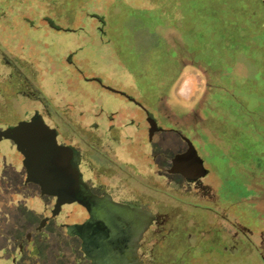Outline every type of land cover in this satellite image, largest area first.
Wrapping results in <instances>:
<instances>
[{
	"label": "rangeland",
	"instance_id": "374dc122",
	"mask_svg": "<svg viewBox=\"0 0 264 264\" xmlns=\"http://www.w3.org/2000/svg\"><path fill=\"white\" fill-rule=\"evenodd\" d=\"M121 2L128 7H120L115 0L15 1L12 8L4 7L5 11L0 12V43L15 52L23 51L27 58L28 55L32 56V63L40 74L39 83L52 93L58 89V109H66L68 115L77 116L84 127H89L88 120L82 119L81 116L86 113L80 111L88 107L93 110L118 107L124 112L136 113L140 124L146 127V118L152 113L161 129L149 136L144 132L135 133L133 138L128 137L126 131L120 135L118 144L121 152L130 157L136 156L135 162L143 169V181L150 172L151 155V165L159 166L167 162L165 154L177 149L183 140L195 147L208 173L196 183H187L181 176L173 175L175 187L167 188L160 182L157 199L159 210L169 211L176 219L187 218L190 212L191 221L188 220L189 224L183 227L186 234H195L199 229L205 234L217 230L214 222H211L216 212L226 214L223 216L235 226L255 234L264 232V0H256L254 4L244 7H240L239 0ZM64 4L70 8L65 9ZM159 12L168 13L169 19L165 21L171 25L164 32L158 28L157 31L163 34L169 31L170 37L175 39L172 45L182 49L197 46L202 51L198 58L205 59L208 55L216 58V62L222 58L225 66L227 61L224 60L222 45L229 42L222 35L228 31L230 39L240 49L235 50L238 58L232 61L234 69L230 71L231 56L229 66L217 77L223 87H228L227 93L209 94L204 72L207 70L206 64L196 65L198 58H186V55L182 57L179 75L163 92L167 77L174 74L175 67L174 62H170L174 51L166 43V34L162 38L155 29L152 30L153 16ZM108 14L111 25L118 20L122 26L114 33L113 25L110 32L108 24L110 41L106 33L94 28V21L105 19ZM144 14L150 18V29L145 27ZM43 15L57 23L59 21L62 27L51 28L44 22ZM25 18L32 21L26 22L23 20ZM246 31L251 34L243 35ZM9 48L7 51H11ZM159 60L164 65L165 62L171 63L170 68H165L164 77L159 75V68L151 66L154 62L157 66ZM0 67L3 65L0 64ZM232 94L238 96L239 102L233 100ZM225 105L233 106L237 117L229 115L227 119L223 118ZM202 119L225 122L227 126L221 128L225 134L218 132L217 135L216 127L203 125ZM7 146L6 142L0 140V152L6 150ZM155 170L159 175L164 174L157 168ZM167 191L170 196L166 195ZM142 200L143 205L154 209L150 194L143 193ZM68 215L75 217L70 220ZM193 215H206V225L194 224L196 220ZM87 216L80 205L74 210L64 211L59 217V223L70 220L72 224L58 225L73 227ZM45 230L44 240L38 234L32 235L26 244L29 256L25 260L19 259L18 264L26 263L24 261L27 264L56 262L57 234L58 264L65 261L76 264L77 260H81V255L70 251L71 243H66L74 241L68 235L69 229L62 230L47 221L42 231ZM183 236L184 233L180 232L179 238ZM154 239L149 233L143 236L144 247L139 255L145 264L154 262L151 260ZM32 246L38 249L32 251ZM204 249L198 255L203 259L208 257ZM174 252L175 258L187 261L188 252L183 248ZM222 254L214 251V256L209 258L227 259L230 264H256L254 255L249 258L237 253ZM159 255L160 261L163 260L161 252ZM84 264H89V261L84 259Z\"/></svg>",
	"mask_w": 264,
	"mask_h": 264
},
{
	"label": "flooded vegetation",
	"instance_id": "af4514ba",
	"mask_svg": "<svg viewBox=\"0 0 264 264\" xmlns=\"http://www.w3.org/2000/svg\"><path fill=\"white\" fill-rule=\"evenodd\" d=\"M15 1L18 0H0V12L5 11L4 7L12 8ZM115 1L120 7H128L122 0ZM64 8L70 7L64 4ZM42 18L51 28L62 27L59 21L57 23L47 15ZM92 18L95 19V16ZM23 20L32 21L26 18ZM110 21L109 14L105 19L94 21V28L106 33L109 41L111 35L107 34L108 24L110 32L113 27L114 33L120 26L118 20L113 22V26ZM170 25L168 22H162L161 27L157 28L164 32ZM176 26L178 27V24ZM8 48L0 43V64L3 65L0 67V131L23 121L42 118L55 131L59 143L71 148L69 159L77 172L71 170L69 180L74 197L78 204L84 207L88 216L73 227L59 226L56 217H46L45 215L52 213L45 211L42 198L38 195V186L27 176V171L20 163V154L10 140L0 137V140L8 145L6 150L0 152V252L3 260H9L10 264H18L19 259L25 260L29 256L27 242L34 234L40 235L42 240L46 239L44 233L47 231L42 230L46 222L51 221L62 230L69 229L68 235L74 241L66 243H71L70 251L82 256L76 264H84V259H87L89 264H145L139 251L144 247L143 236L148 233L155 238L151 247V260L154 261L152 264H230L227 259L209 258L214 256V251L221 254L237 253L249 258L254 255L256 264L264 263V232L255 234L246 228L235 226L229 218L223 216L226 214L216 212L211 222H214L217 230H210L209 234H205L199 229L195 234H186L183 227L191 221L190 212L187 218L176 219L169 211L159 210L157 199L160 182L167 188H174L175 174L187 183H196L208 173L191 180L181 171L173 169L174 154L187 148V144L191 145L189 141L183 140L177 149L165 154L167 162L158 164L159 166L154 163L151 165V155L150 172L145 175L146 180L143 181V169L135 162L136 156L130 157L129 154L121 152L118 144L120 135H124L126 131L127 136L133 138L135 133L138 135L144 132L149 136L161 129L152 113L146 118V127L140 124L136 113H127L118 107L111 110L104 107L93 110L88 107L80 111L82 114L86 113L81 116L82 119L88 120L89 127H84L77 116L68 115L66 109H58V89L56 93H52L39 83L40 74L32 63L33 57L27 54V58L23 51L15 52L10 48L11 51H7ZM129 100L134 101L130 96ZM147 158L149 159L148 156ZM154 167L164 174L159 175L158 170L154 171ZM32 187H36L37 192ZM143 193L150 194L154 209L143 205ZM186 194L190 197L188 192ZM166 195L170 196V193L167 191ZM33 200H36V203ZM188 209L191 211L189 207ZM205 216L193 215L196 220L194 224L206 225ZM180 232L184 233L182 239L179 238ZM212 247L219 249L212 250ZM32 248V251L38 249L36 246ZM178 248L188 252L187 261L175 258L174 251ZM203 249L208 254L204 259L203 256H198ZM55 251L57 261H47V264H58V234ZM159 252L163 258L161 261ZM24 262L26 263L22 264L28 263ZM64 264L71 263L65 261Z\"/></svg>",
	"mask_w": 264,
	"mask_h": 264
},
{
	"label": "water",
	"instance_id": "95a60500",
	"mask_svg": "<svg viewBox=\"0 0 264 264\" xmlns=\"http://www.w3.org/2000/svg\"><path fill=\"white\" fill-rule=\"evenodd\" d=\"M0 137L10 140L20 154V163L27 171V176L38 186V195L42 198L45 211L52 213L45 215L46 217L54 216L59 223V217L64 211L74 210L80 206L73 195V187L69 180V172L71 170L77 172L69 159L71 148L59 143L55 131L42 118L23 121L14 127L1 130ZM172 167L191 180L207 173L203 159L195 147L188 144L187 148L176 151ZM32 189L37 192L36 187ZM34 202L36 203V200ZM68 216L70 220L75 217ZM4 217L7 220L5 215ZM69 221L61 223L72 224ZM11 256L13 257V254ZM0 264H10V261L3 260L0 254Z\"/></svg>",
	"mask_w": 264,
	"mask_h": 264
},
{
	"label": "trees",
	"instance_id": "16d2710c",
	"mask_svg": "<svg viewBox=\"0 0 264 264\" xmlns=\"http://www.w3.org/2000/svg\"><path fill=\"white\" fill-rule=\"evenodd\" d=\"M256 0H239V2H241V6L240 7H244V6H248V5H251V4H254V2H255ZM258 1H260V0H258ZM160 13V12H159ZM138 14V13H137ZM136 14V15H137ZM168 14V13H167ZM167 14H157V15H155L154 14V16H153V25H152V30H154V29H156L157 27H161V23L162 22H167V21H165V20H168L169 18H168V16H167ZM144 19V21H146V24H145V27L146 28H148V29H150L151 28V26H150V24L149 23H151L149 20H150V18L147 16V15H144V17H143ZM160 23V24H159ZM152 24V23H151ZM156 24H159V25H156ZM169 25H170V23H168ZM167 28V27H166ZM168 29V28H167ZM155 31V30H154ZM156 32V31H155ZM159 33V32H158ZM164 34H166V37H165V35ZM159 33L158 35H160V37H162V38H164L165 37V40H166V43H169L170 45H171V47H169V49L170 48H172V50L174 51L173 52V54H174V56H172L171 57V59H170V62H174V74H168L169 75V77H167V79L169 80H167V84H166V87L163 89V92H165V90L167 89V87H169V85L170 84H172L173 83V81H175V79L177 78V76L179 75L178 73H179V71H180V69H181V64H183V61H182V57L184 56V55H186L185 57L186 58H190L191 57V59L193 58V59H195L196 57L198 58L199 57V55H200V53L202 52V51H200L198 48H197V46H193V47H191L190 49H188L187 47H184L183 49L182 48H180V47H176L175 45H172L171 43H173L174 41H175V39H173V38H171L170 37V34L168 33V31H167V33ZM251 34V33H250ZM249 34V32L248 31H246V34L243 32V35H250ZM229 33H228V31H224L223 32V35L222 36H224L225 38H228V44H227V42H226V44L224 43V45H222V46H224V48H223V53H224V60H226L227 62H226V66H225V64H224V61L222 60V58H217V60L219 59V61L218 62H216V58L214 59V58H212V57H210V56H208V55H206L207 57H205V59H203V58H198V60L196 61L195 60V64L196 65H204V64H206V68H207V70H205L204 72L206 73V77H207V87H209V94H213V95H215V94H217L218 92H220V93H227L226 91H228V87L226 88V86H224L223 87V85H222V83H220L219 81H218V76L219 75H222V74H220V72L222 71H224V69H225V67H227V66H229V60L231 59V56L233 57L232 58V60L230 61L231 63H230V65L232 64V61L235 59L236 60V58H238V55H235V50L236 49H240V48H238L239 46H237V45H235V43H234V40H232V39H230V37H229ZM216 36L218 37V35L216 34ZM175 44V43H174ZM217 44H218V42H217ZM200 48H201V46H199ZM182 49V50H181ZM202 54V53H201ZM188 56V57H187ZM239 58H241V56L239 57ZM162 60H159L158 62L159 63H157V66L155 65V63L156 62H154V61H150V62H154L153 63V65H151L153 68H159L160 69V72H159V75H161L162 77H164L165 76V68H170L169 66H170V62H169V64L168 63H166L165 62V65L161 62ZM209 61V62H208ZM219 62L221 63V64H219ZM234 62V61H233ZM235 64V63H234ZM222 66V69L220 68ZM233 65H231V70L230 71H232L233 69H234V67H232ZM172 68V67H171ZM233 68V69H232ZM229 71V72H230ZM221 72V73H222ZM235 81V80H234ZM233 81V82H234ZM231 83H232V81H231ZM230 83V84H231ZM229 89H231V87L229 88ZM162 92V93H163ZM231 92H233V90L231 91ZM211 96V95H210ZM232 98H233V100L235 99V100H239L238 99V96L236 97V96H234V94H232ZM239 102V101H238ZM242 102H243V100H242ZM234 109V107L233 106H223V109H222V111H224L223 113H222V117L223 118H225V119H227V117H229V115L230 116H234V117H237V114L235 113V111L233 110ZM235 114V115H234ZM201 118V117H200ZM216 120V119H215ZM215 120H206V119H202V121H201V123L203 124V125H207L208 127H211V126H215L216 127V129H217V132H216V134L218 135L219 133H223V134H225V131H223V129H221L222 127H225V125H226V123L225 122H222V121H219V120H216V122H215ZM227 126V125H226ZM219 132V133H218ZM227 134V133H226Z\"/></svg>",
	"mask_w": 264,
	"mask_h": 264
}]
</instances>
